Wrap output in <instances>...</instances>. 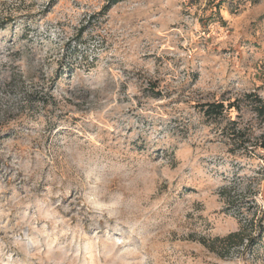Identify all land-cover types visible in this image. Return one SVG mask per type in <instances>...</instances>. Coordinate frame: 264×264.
Wrapping results in <instances>:
<instances>
[{"label":"rangeland","instance_id":"1","mask_svg":"<svg viewBox=\"0 0 264 264\" xmlns=\"http://www.w3.org/2000/svg\"><path fill=\"white\" fill-rule=\"evenodd\" d=\"M0 23V264H264L221 241L263 217L264 150L201 109L264 97V0H0Z\"/></svg>","mask_w":264,"mask_h":264},{"label":"trees","instance_id":"2","mask_svg":"<svg viewBox=\"0 0 264 264\" xmlns=\"http://www.w3.org/2000/svg\"><path fill=\"white\" fill-rule=\"evenodd\" d=\"M123 0H110L111 4H117ZM108 9V8H107ZM3 26L0 23V27ZM152 85L151 94L158 97L162 96L161 92L156 91L157 87ZM203 115L210 119L212 122L222 123L227 125L228 139L233 145V153H241L252 156L257 149L264 150V132L260 138L253 142L254 137V125L251 123H244L243 113L246 109H250L259 123L264 122V97H260L255 92H247L244 96L232 99L213 100L212 102L204 103L201 105ZM233 112H237V115L233 116ZM244 123V124H243ZM253 140V141H252ZM255 143V144H254ZM255 145V146H254ZM264 160L263 154H259ZM264 172V168L262 170ZM228 191V204L232 207L236 203L237 194L234 193L232 188H226ZM240 227L237 231L229 234L221 239L222 245L227 249H250L253 252L264 248V213L261 219L255 216L250 217L249 220L240 221Z\"/></svg>","mask_w":264,"mask_h":264}]
</instances>
